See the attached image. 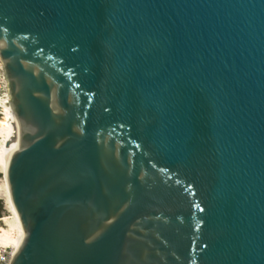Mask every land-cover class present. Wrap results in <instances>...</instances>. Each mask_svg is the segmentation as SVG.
Instances as JSON below:
<instances>
[{
	"label": "water",
	"instance_id": "95a60500",
	"mask_svg": "<svg viewBox=\"0 0 264 264\" xmlns=\"http://www.w3.org/2000/svg\"><path fill=\"white\" fill-rule=\"evenodd\" d=\"M9 264H264V0H0Z\"/></svg>",
	"mask_w": 264,
	"mask_h": 264
},
{
	"label": "bare ground",
	"instance_id": "6f19581e",
	"mask_svg": "<svg viewBox=\"0 0 264 264\" xmlns=\"http://www.w3.org/2000/svg\"><path fill=\"white\" fill-rule=\"evenodd\" d=\"M3 88L5 93L0 96V175L3 180L0 182V197L6 199L7 212L0 226V256L2 252L10 250V260L18 253L25 240V232L19 215L13 205L10 187L7 179V169L10 163L9 131L14 116V107L10 100L9 82L4 79Z\"/></svg>",
	"mask_w": 264,
	"mask_h": 264
},
{
	"label": "rangeland",
	"instance_id": "374dc122",
	"mask_svg": "<svg viewBox=\"0 0 264 264\" xmlns=\"http://www.w3.org/2000/svg\"><path fill=\"white\" fill-rule=\"evenodd\" d=\"M5 93V90H3L2 92H0V96H3V94ZM3 180V176L0 175V182ZM6 199H4V197H0V226H2V219L4 216H9L8 212H7V203H5ZM9 253L10 250H6L4 252H2L1 256H0V264H5L8 260H9Z\"/></svg>",
	"mask_w": 264,
	"mask_h": 264
},
{
	"label": "built area",
	"instance_id": "2783aa9c",
	"mask_svg": "<svg viewBox=\"0 0 264 264\" xmlns=\"http://www.w3.org/2000/svg\"><path fill=\"white\" fill-rule=\"evenodd\" d=\"M6 78L3 63L0 58V92L4 90L3 84H4V79Z\"/></svg>",
	"mask_w": 264,
	"mask_h": 264
}]
</instances>
